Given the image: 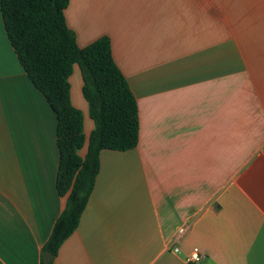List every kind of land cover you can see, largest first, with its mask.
<instances>
[{"label":"crops","instance_id":"crops-1","mask_svg":"<svg viewBox=\"0 0 264 264\" xmlns=\"http://www.w3.org/2000/svg\"><path fill=\"white\" fill-rule=\"evenodd\" d=\"M65 20L81 48L110 38L139 140L100 152L79 225L53 264H186L192 248L202 264H264V0H69ZM69 85L87 137L77 65ZM58 158L55 114L0 14V264H39L65 206Z\"/></svg>","mask_w":264,"mask_h":264},{"label":"trees","instance_id":"trees-1","mask_svg":"<svg viewBox=\"0 0 264 264\" xmlns=\"http://www.w3.org/2000/svg\"><path fill=\"white\" fill-rule=\"evenodd\" d=\"M69 0H0L7 39L33 87L56 117L58 167L55 188L65 206L41 249L55 257L77 229L93 191L103 150L125 152L137 147L136 99L117 67L110 38L102 36L79 47L65 20ZM80 71L81 93L94 128L86 137L83 115L70 100L69 77ZM86 146L84 156L78 152ZM39 264L42 262L40 258ZM49 264H53V261Z\"/></svg>","mask_w":264,"mask_h":264},{"label":"built area","instance_id":"built-area-1","mask_svg":"<svg viewBox=\"0 0 264 264\" xmlns=\"http://www.w3.org/2000/svg\"><path fill=\"white\" fill-rule=\"evenodd\" d=\"M189 226L183 225L179 227L176 231L175 241L182 238L188 231ZM172 252L177 254L179 253V249L177 246H174ZM205 259V255H203L197 248H192L189 254L185 258L186 264H202L203 260Z\"/></svg>","mask_w":264,"mask_h":264},{"label":"water","instance_id":"water-1","mask_svg":"<svg viewBox=\"0 0 264 264\" xmlns=\"http://www.w3.org/2000/svg\"><path fill=\"white\" fill-rule=\"evenodd\" d=\"M41 257H42V262L44 263V264H49L50 262H52L53 261V256L52 255H50V254H48V253H42L41 254Z\"/></svg>","mask_w":264,"mask_h":264},{"label":"rangeland","instance_id":"rangeland-1","mask_svg":"<svg viewBox=\"0 0 264 264\" xmlns=\"http://www.w3.org/2000/svg\"><path fill=\"white\" fill-rule=\"evenodd\" d=\"M165 41H172V40H165ZM89 120V119H88ZM89 122H91L93 124V122L91 120H89ZM93 128H94V125H93Z\"/></svg>","mask_w":264,"mask_h":264}]
</instances>
